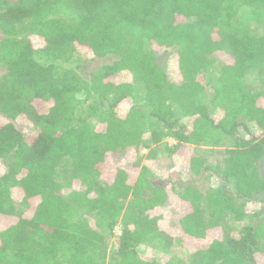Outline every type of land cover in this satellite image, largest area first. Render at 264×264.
<instances>
[{"label": "trees", "instance_id": "16d2710c", "mask_svg": "<svg viewBox=\"0 0 264 264\" xmlns=\"http://www.w3.org/2000/svg\"><path fill=\"white\" fill-rule=\"evenodd\" d=\"M263 159L264 0H0V264H264Z\"/></svg>", "mask_w": 264, "mask_h": 264}, {"label": "rangeland", "instance_id": "374dc122", "mask_svg": "<svg viewBox=\"0 0 264 264\" xmlns=\"http://www.w3.org/2000/svg\"><path fill=\"white\" fill-rule=\"evenodd\" d=\"M238 23H239V18H236L234 21V25L239 26ZM238 28H240V27H238ZM167 55L168 54H164V55H161L157 58V63L161 68H164V66H165V59H166ZM91 66L93 67V64ZM217 68H219V66L217 64H215V66L210 68V71L206 73V78L207 77H215V75L217 74V70H216ZM199 80L204 83L205 82L204 76H200ZM207 92L210 94L211 90L207 89ZM164 143L169 144V145L175 144L174 141L169 140V139L162 142V144H164ZM212 150H216V149L202 148V151H212ZM147 152L148 151H142L141 154L146 155ZM189 154H191V148L190 147L184 148L182 153H178L175 156V158H174L175 165L178 167L183 166L185 164L184 160L187 158V156ZM171 162H172V167H171V169H169V167H168L169 162L165 159L164 156H162V155L159 156V162L154 167V173L157 176V178L159 179L161 184H167L170 181L169 179H171V177L170 178L167 177V179L163 178V176H165L168 172H172L174 164H173V161H171ZM260 173H261V176L264 178V159L260 163ZM136 177H137V172L134 173L132 180H134ZM170 182H172L174 185H176L177 187H180V188L184 185L183 180H179L176 182H174L172 180ZM258 199L264 200V195L262 197H259ZM174 203L175 204H172L174 208L170 209L172 211H167V210L165 211L164 209H161L159 211V213L164 214V221L167 224L172 225V227L174 229H176L175 228V220L178 218V215H180L184 212V206L183 205H181V206L177 205L176 204L177 202H174ZM175 205H176V207H175ZM261 209H263V210L260 211V213L264 217V203L262 204ZM246 223H248V222H246ZM223 232L224 233L226 232L230 235H233L236 233L235 229L226 230V231L223 230ZM119 234H120V228L116 227L114 230V235H119ZM216 234H218V233H216ZM165 249H166V251H164V255H166V257H177L179 259H185L186 254H187V249H189V247H188L187 243L181 242L177 239H172V240L166 242ZM191 250H194V249H191ZM155 253L156 252L154 250H146L145 251L146 256L154 255ZM162 257H163V255H162Z\"/></svg>", "mask_w": 264, "mask_h": 264}]
</instances>
